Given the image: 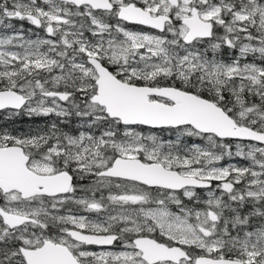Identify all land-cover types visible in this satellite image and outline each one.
<instances>
[{"label":"snow or ice","instance_id":"snow-or-ice-1","mask_svg":"<svg viewBox=\"0 0 264 264\" xmlns=\"http://www.w3.org/2000/svg\"><path fill=\"white\" fill-rule=\"evenodd\" d=\"M0 112V264H264V0H0Z\"/></svg>","mask_w":264,"mask_h":264},{"label":"trees","instance_id":"trees-1","mask_svg":"<svg viewBox=\"0 0 264 264\" xmlns=\"http://www.w3.org/2000/svg\"><path fill=\"white\" fill-rule=\"evenodd\" d=\"M43 120L41 118H33L30 120L28 117L21 115L10 121H6L5 118H0V125L6 124L9 130L19 129L21 131L27 130L35 125L42 124Z\"/></svg>","mask_w":264,"mask_h":264},{"label":"rangeland","instance_id":"rangeland-1","mask_svg":"<svg viewBox=\"0 0 264 264\" xmlns=\"http://www.w3.org/2000/svg\"><path fill=\"white\" fill-rule=\"evenodd\" d=\"M14 23L17 25V27L20 25L21 22H17V21H14ZM29 27V25H27V28ZM26 28V29H27ZM0 118H4V113L0 112Z\"/></svg>","mask_w":264,"mask_h":264},{"label":"flooded vegetation","instance_id":"flooded-vegetation-1","mask_svg":"<svg viewBox=\"0 0 264 264\" xmlns=\"http://www.w3.org/2000/svg\"><path fill=\"white\" fill-rule=\"evenodd\" d=\"M27 23L26 22H24V27H25V29L27 28ZM29 27H30V25H29ZM94 250H99L98 248H94Z\"/></svg>","mask_w":264,"mask_h":264}]
</instances>
